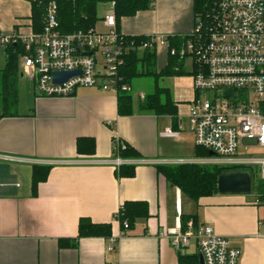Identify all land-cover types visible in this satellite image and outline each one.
I'll return each instance as SVG.
<instances>
[{
  "label": "crops",
  "instance_id": "obj_1",
  "mask_svg": "<svg viewBox=\"0 0 264 264\" xmlns=\"http://www.w3.org/2000/svg\"><path fill=\"white\" fill-rule=\"evenodd\" d=\"M29 16L27 1L0 0V33L31 34ZM193 25V0H153L150 10L121 18L117 29L130 37L186 36ZM155 51L161 69L166 50ZM167 79L170 86L164 87L177 105L176 126L168 116L119 117L116 95L97 88H78L69 97H43L32 86L24 89V99L19 93L15 110L0 119V156L51 168L33 196L34 164L0 160V264H177L164 234L181 216L193 215L198 225L211 226L241 251L238 264H264V207L251 195L216 194L193 203L157 173V161L186 160L195 148L188 123L192 79L188 74ZM167 129L177 135L165 137ZM79 137L94 139L93 156L76 154ZM113 139L151 164L137 165L133 178L117 177L108 164ZM127 201L146 202L149 217L137 220L112 251L108 240L89 230L75 249L59 248L60 239L77 237L80 219L110 223L111 236L117 237L121 227L114 216Z\"/></svg>",
  "mask_w": 264,
  "mask_h": 264
},
{
  "label": "built area",
  "instance_id": "obj_2",
  "mask_svg": "<svg viewBox=\"0 0 264 264\" xmlns=\"http://www.w3.org/2000/svg\"><path fill=\"white\" fill-rule=\"evenodd\" d=\"M55 11L51 3L41 34H0V49L16 43L24 45V54L19 58L21 75L37 95L69 97L78 88H97L114 95L130 93V85L120 74L126 55L164 48L167 56L181 62V69L184 60H190L188 75L195 96L189 108V130L195 146L212 154L154 164L251 168L264 180V0H213L205 16L195 19L191 33L181 37L176 46L168 41L172 36L162 35L127 43L126 36L117 29L113 4L98 19L101 30L94 26L86 32L66 35L56 31ZM76 49L83 55L92 54L78 56ZM56 72L79 74L56 83L52 80ZM138 98L143 102L145 95L139 94ZM163 135L172 138L177 133L167 129ZM124 148L120 143L114 145L115 156L108 164L116 170L124 164H151L121 159L118 153ZM4 159L36 164L0 156ZM127 228L124 222L120 234L108 239L107 251L114 249ZM164 236L176 253H183L193 244L203 264H238L241 256L228 238L217 235L209 225L195 228L191 220L185 230L177 222Z\"/></svg>",
  "mask_w": 264,
  "mask_h": 264
},
{
  "label": "trees",
  "instance_id": "obj_3",
  "mask_svg": "<svg viewBox=\"0 0 264 264\" xmlns=\"http://www.w3.org/2000/svg\"><path fill=\"white\" fill-rule=\"evenodd\" d=\"M30 4V29L33 34H41L46 26L47 10L51 3L56 7L55 17L57 22L56 31L60 35L74 32H86L96 25L97 8L99 5L113 4L116 25L121 18L132 17L135 14L152 8L153 0H24ZM213 0H193L194 22L197 17L205 16L209 4ZM1 34V33H0ZM185 36L168 37L171 46L181 42L180 38ZM127 43H140L141 38L126 36ZM185 41V40H183ZM5 66L0 70V119L8 116L15 110L18 104L17 83L21 77L19 69V58L24 54V45L16 43L4 49ZM127 58V59H126ZM125 63L120 74L123 81L131 86V82L139 77H150L154 82L151 94L145 95L144 102L135 103L130 93L118 92L116 95V108L119 117L132 116L134 114H152L154 116H168L173 125L177 121V105L172 101L168 88L160 87L159 80L185 75L181 69V62L177 58L167 56L163 68L157 69L155 50L131 52L126 55ZM178 68L175 70V68ZM115 143L122 144L125 148L120 150L118 156L123 160L140 159L139 153L122 143L119 139H113V156H115ZM75 150L78 156H93L95 154V141L90 137H79L75 141ZM209 151L194 148V157H208ZM134 165L124 164L117 169V177L133 178L135 174ZM51 167L33 165L31 171V194L36 196L37 187L43 183ZM155 169L165 181L178 189L181 195L193 203L200 198L211 197L218 194L217 180L223 173L234 170H247L252 178L253 191L250 194L257 206L264 207V180H261L256 171L251 168H222L217 166L199 165H156ZM149 217L148 204L142 201L124 202L118 209L114 219L119 223L121 229L123 223H127V230H132L137 220H145ZM191 220L193 226H198L196 216H181L180 224L185 230L186 223ZM89 230L90 235L95 238L108 240L111 237V224H94L80 219L77 237L74 239H60L58 246L61 249L77 247L78 241L85 236ZM199 254L177 253V264H199Z\"/></svg>",
  "mask_w": 264,
  "mask_h": 264
},
{
  "label": "rangeland",
  "instance_id": "obj_4",
  "mask_svg": "<svg viewBox=\"0 0 264 264\" xmlns=\"http://www.w3.org/2000/svg\"><path fill=\"white\" fill-rule=\"evenodd\" d=\"M109 7V4H105V5H99L98 8H97V18L99 19L103 12ZM95 28L96 30H101L102 29V26L101 24L99 23V21H97L96 25H95ZM5 66V54H4V50L3 49H0V70L2 68H4ZM182 70L184 71V73L188 74L191 70V64H190V60L186 59L184 60V63H183V67H182ZM170 83H171V79H161L159 80V86L160 87H164V86H170ZM29 87H31V84L30 82L24 78V77H21L19 78L18 80V83H17V90H18V96H19V93H20V96H23V93H24V89H27ZM153 89H154V82H153V79L150 78V77H139V78H136L134 79L132 82H131V96L133 98V101L135 103H142V101L139 100L138 98V94L142 93L144 95H148V94H151L153 92ZM25 97L23 96L22 99H24ZM19 100V99H18ZM144 102V101H143ZM254 152H259V150H254ZM188 159H193L194 158V154L191 153L189 156L187 155ZM195 252V249H194V245L192 244L191 247L187 248L184 253L186 254H193Z\"/></svg>",
  "mask_w": 264,
  "mask_h": 264
},
{
  "label": "water",
  "instance_id": "obj_5",
  "mask_svg": "<svg viewBox=\"0 0 264 264\" xmlns=\"http://www.w3.org/2000/svg\"><path fill=\"white\" fill-rule=\"evenodd\" d=\"M78 56H91L92 53L81 54L76 49ZM79 72H56L52 75V80L56 83L66 82L69 78L78 75ZM73 96V94H72ZM212 153H209L211 155ZM253 191V183L251 175L248 171H229L223 173L217 180V192L223 195H250ZM198 263L203 264L201 255H199Z\"/></svg>",
  "mask_w": 264,
  "mask_h": 264
},
{
  "label": "bare ground",
  "instance_id": "obj_6",
  "mask_svg": "<svg viewBox=\"0 0 264 264\" xmlns=\"http://www.w3.org/2000/svg\"><path fill=\"white\" fill-rule=\"evenodd\" d=\"M127 59V58H126Z\"/></svg>",
  "mask_w": 264,
  "mask_h": 264
}]
</instances>
